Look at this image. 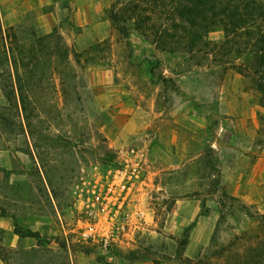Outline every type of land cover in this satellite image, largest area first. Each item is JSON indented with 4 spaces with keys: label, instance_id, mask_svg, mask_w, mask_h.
I'll use <instances>...</instances> for the list:
<instances>
[{
    "label": "rangeland",
    "instance_id": "1",
    "mask_svg": "<svg viewBox=\"0 0 264 264\" xmlns=\"http://www.w3.org/2000/svg\"><path fill=\"white\" fill-rule=\"evenodd\" d=\"M29 1L0 73V264H264L253 76L122 37L115 0Z\"/></svg>",
    "mask_w": 264,
    "mask_h": 264
},
{
    "label": "trees",
    "instance_id": "2",
    "mask_svg": "<svg viewBox=\"0 0 264 264\" xmlns=\"http://www.w3.org/2000/svg\"><path fill=\"white\" fill-rule=\"evenodd\" d=\"M108 17L122 37L136 29L155 52L181 53L195 65H229L252 75L264 95V0H115ZM217 29L223 32L222 40L212 42L208 34ZM161 80L171 79L161 76ZM105 149L110 155L112 150ZM16 233L21 235L22 230ZM26 235L41 239L37 232L28 230ZM177 259L194 264L179 250Z\"/></svg>",
    "mask_w": 264,
    "mask_h": 264
},
{
    "label": "crops",
    "instance_id": "3",
    "mask_svg": "<svg viewBox=\"0 0 264 264\" xmlns=\"http://www.w3.org/2000/svg\"><path fill=\"white\" fill-rule=\"evenodd\" d=\"M39 3L44 1L39 0ZM30 7L29 0H0V73L3 71L4 63L10 62L6 30L21 21L23 14Z\"/></svg>",
    "mask_w": 264,
    "mask_h": 264
}]
</instances>
